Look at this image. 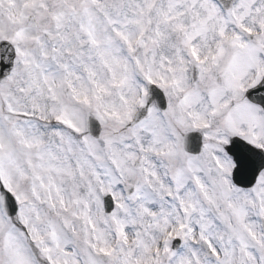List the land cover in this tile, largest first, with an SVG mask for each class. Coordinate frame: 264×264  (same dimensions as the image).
Returning a JSON list of instances; mask_svg holds the SVG:
<instances>
[{"label": "snow or ice", "instance_id": "obj_1", "mask_svg": "<svg viewBox=\"0 0 264 264\" xmlns=\"http://www.w3.org/2000/svg\"><path fill=\"white\" fill-rule=\"evenodd\" d=\"M0 264H264V0H0Z\"/></svg>", "mask_w": 264, "mask_h": 264}]
</instances>
